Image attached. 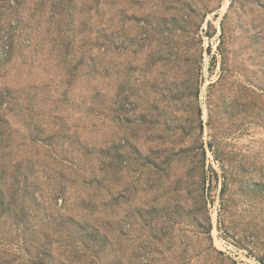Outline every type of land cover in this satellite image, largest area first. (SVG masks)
Wrapping results in <instances>:
<instances>
[{
    "label": "rangeland",
    "instance_id": "374dc122",
    "mask_svg": "<svg viewBox=\"0 0 264 264\" xmlns=\"http://www.w3.org/2000/svg\"><path fill=\"white\" fill-rule=\"evenodd\" d=\"M68 1L0 0V264H264V0Z\"/></svg>",
    "mask_w": 264,
    "mask_h": 264
},
{
    "label": "trees",
    "instance_id": "16d2710c",
    "mask_svg": "<svg viewBox=\"0 0 264 264\" xmlns=\"http://www.w3.org/2000/svg\"><path fill=\"white\" fill-rule=\"evenodd\" d=\"M99 2V0L97 1ZM69 4L70 1L68 0H61L60 2V7L62 9H67V6L65 7V4ZM7 5V4H6ZM3 6V5H2ZM67 12V10H66ZM72 8H70V11L68 12V14H72ZM1 15V13H0ZM68 33V31L66 29L63 30H57L56 33L58 34V36L62 35L61 33ZM1 37H6V41L2 42V46H0V66L9 63L10 59L12 58V56L14 55V48H15V44H14V40H12L11 35H9V37L5 34L4 36L0 34V38ZM99 38H96V40ZM5 42V43H4ZM14 44V45H13ZM97 44V42H96ZM62 52L66 53L67 51L69 52L70 48L67 46L61 47ZM67 52V54H68ZM22 54V52L20 51L19 54ZM20 54V55H21ZM67 54H64L62 56L63 58V66H64V74L62 77V80H60L61 83H63L64 85H66L67 87H70L75 80L77 79V74H76V69L79 65L84 63V57L83 55L79 58V59H75L74 58H70L68 56V58L66 57ZM100 68L99 64L97 63H91L90 64V71L91 72H97ZM21 74L23 75V73L21 72ZM6 78V73L2 74L0 73V149H6L10 147V142L9 139L12 136V131L9 129H5V126H7L8 122L10 121L8 118V115H13L15 117H18L19 119L22 120H26V122H32L34 118L37 117L38 119V115H39V104L43 103L40 102V100H38V98H36V96L30 99L26 98L24 105L23 104H19L20 103V99L18 98V92L19 89H16V91L11 90L10 86L16 85L17 83H14L13 85L6 83L5 80ZM6 85H5V84ZM19 85V84H17ZM36 88V87H35ZM66 94V89L63 91V93H59V98L56 97V99L52 98V100H50L52 103H57V105H63L61 103H64L65 101L63 100V96ZM63 95V96H61ZM61 96V97H60ZM66 97V96H64ZM26 104H29L30 107H28ZM14 107H18L19 108V112L14 110ZM42 113V112H41ZM54 114V118L56 119H61V116H57L58 113L55 112ZM45 116V113L42 114V117ZM36 119V121H37ZM63 121V120H62ZM41 130L39 129V126L35 127V132L37 133L38 136L33 137L32 140L36 139L37 137V141H43V139L41 137ZM66 133L65 127H61V129L58 132H54L53 134L51 133V136H47V138L49 139H53L56 136H62L63 134ZM33 134H31L32 137ZM7 137V139L5 138ZM67 137V136H66ZM46 138V139H47ZM75 145L79 146L81 149H85V146H83V144L80 142L79 138H76V140L74 141ZM12 144V143H11ZM87 153L92 152L90 150H86ZM34 264H41L40 262H37Z\"/></svg>",
    "mask_w": 264,
    "mask_h": 264
}]
</instances>
